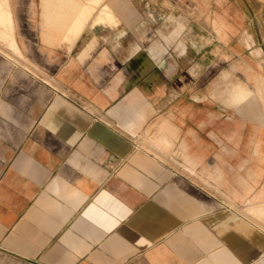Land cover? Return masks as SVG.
<instances>
[{"label": "crops", "instance_id": "crops-1", "mask_svg": "<svg viewBox=\"0 0 264 264\" xmlns=\"http://www.w3.org/2000/svg\"><path fill=\"white\" fill-rule=\"evenodd\" d=\"M170 1L0 0V264H264V0Z\"/></svg>", "mask_w": 264, "mask_h": 264}, {"label": "rangeland", "instance_id": "rangeland-1", "mask_svg": "<svg viewBox=\"0 0 264 264\" xmlns=\"http://www.w3.org/2000/svg\"><path fill=\"white\" fill-rule=\"evenodd\" d=\"M130 1H132V0H130ZM189 1L191 2V5L188 4V5L182 6L181 4L175 3L174 1L171 0L170 1L171 7L169 8V10H170L172 16L181 15L183 19H185L187 17L188 18L194 17L195 19L202 18V19H205L208 23V21L210 20V16L213 13H215L221 9L227 8L229 6V3L231 2V0H189ZM9 3H10V7H11L13 13H15V12L18 13V11L20 9V7L18 6L19 0H9ZM239 3H240V6H237L236 8L244 10L245 12H252L251 7L248 6L246 3H244V0H239ZM253 8H256V7H253ZM27 9L29 10L30 14H35V11H34L35 7L34 6L29 5L27 7ZM31 9H33V11H31ZM261 12H262L261 10L258 11V13H261ZM145 14H146V11H145ZM145 14L144 15L142 14L141 19L139 17V19L141 20L140 22H142V21L147 22ZM105 15L107 16V18L109 20L112 19V15H111V12L109 10L106 11ZM116 16H118V18H120L122 16V14L121 13L119 14L117 12ZM254 28H256V29L258 28L257 24H254ZM240 67L241 66H239L238 69H236V71H231V77L230 78H228V79L220 78V80L217 81L218 84L216 86V91L218 94H220V96L222 98H224V96H225L224 89H225V85H226L227 80H230V79H233V80L242 79V80H244L245 79L246 73ZM33 71H34V73H36L35 70H33ZM260 71L264 72V70H262V69H260ZM214 74H216V75H214ZM217 74H218L217 70L207 71L206 78L204 80L205 87L208 86V84L211 82L212 78L218 76ZM207 82H209V83H207ZM140 147H142V146H140Z\"/></svg>", "mask_w": 264, "mask_h": 264}]
</instances>
